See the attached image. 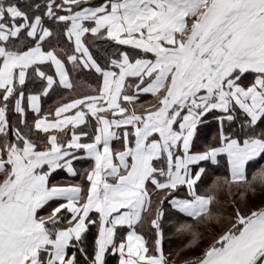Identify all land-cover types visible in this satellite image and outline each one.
<instances>
[{
	"label": "snow or ice",
	"instance_id": "obj_1",
	"mask_svg": "<svg viewBox=\"0 0 264 264\" xmlns=\"http://www.w3.org/2000/svg\"><path fill=\"white\" fill-rule=\"evenodd\" d=\"M257 192L264 0H0V264H264Z\"/></svg>",
	"mask_w": 264,
	"mask_h": 264
},
{
	"label": "trees",
	"instance_id": "obj_2",
	"mask_svg": "<svg viewBox=\"0 0 264 264\" xmlns=\"http://www.w3.org/2000/svg\"><path fill=\"white\" fill-rule=\"evenodd\" d=\"M86 82H90V81H86ZM82 167H86L87 164L82 162V164H80ZM264 192H257L255 193L254 195H250L249 199L254 197L255 195H261L263 194ZM225 197L222 195L221 199H224ZM213 226V225H212ZM180 247H181V240L177 237H172V243H171V249L175 252H177L178 254L175 256V262L176 264H182V262L184 260H190L192 257L190 258H181V255L182 253H184L185 251H188V249H183V250H180Z\"/></svg>",
	"mask_w": 264,
	"mask_h": 264
},
{
	"label": "rangeland",
	"instance_id": "obj_3",
	"mask_svg": "<svg viewBox=\"0 0 264 264\" xmlns=\"http://www.w3.org/2000/svg\"><path fill=\"white\" fill-rule=\"evenodd\" d=\"M249 201L254 206L261 205L262 203H264V193L261 194V195H255L254 197L250 198ZM211 227H215V226L213 225ZM193 254L194 253L192 251H190V250L185 251L184 253H182L181 258H184V259L186 258L187 259V258L192 257Z\"/></svg>",
	"mask_w": 264,
	"mask_h": 264
},
{
	"label": "crops",
	"instance_id": "obj_4",
	"mask_svg": "<svg viewBox=\"0 0 264 264\" xmlns=\"http://www.w3.org/2000/svg\"><path fill=\"white\" fill-rule=\"evenodd\" d=\"M80 164H82V162ZM80 164H77V167L78 168H82V166Z\"/></svg>",
	"mask_w": 264,
	"mask_h": 264
}]
</instances>
